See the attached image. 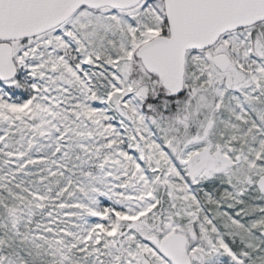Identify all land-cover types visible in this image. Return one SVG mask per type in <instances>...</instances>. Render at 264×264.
<instances>
[{"label":"snow or ice","instance_id":"snow-or-ice-1","mask_svg":"<svg viewBox=\"0 0 264 264\" xmlns=\"http://www.w3.org/2000/svg\"><path fill=\"white\" fill-rule=\"evenodd\" d=\"M0 264H264V0H0Z\"/></svg>","mask_w":264,"mask_h":264}]
</instances>
